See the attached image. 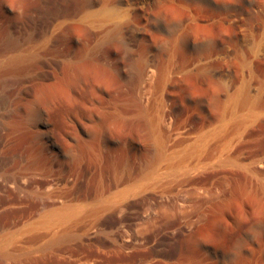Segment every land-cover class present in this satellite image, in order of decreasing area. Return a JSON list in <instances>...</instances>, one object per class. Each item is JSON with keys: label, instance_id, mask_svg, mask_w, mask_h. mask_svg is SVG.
<instances>
[{"label": "rangeland", "instance_id": "1", "mask_svg": "<svg viewBox=\"0 0 264 264\" xmlns=\"http://www.w3.org/2000/svg\"><path fill=\"white\" fill-rule=\"evenodd\" d=\"M143 1L0 0V264H264V0Z\"/></svg>", "mask_w": 264, "mask_h": 264}, {"label": "bare ground", "instance_id": "2", "mask_svg": "<svg viewBox=\"0 0 264 264\" xmlns=\"http://www.w3.org/2000/svg\"><path fill=\"white\" fill-rule=\"evenodd\" d=\"M194 1L199 2L200 0H194ZM73 2L75 3V6L73 7V9H74L73 11L59 12L60 13L59 16L61 17V19L59 20V23L60 24H63V23H66L68 21H70V22H72V21H76V22H87L89 20H92V23L95 24L97 28L101 29V31H102V38L103 39L118 38V37H120V35H122L124 33H127L128 32V29H129L128 27L132 23L131 21H134L135 19L139 20V18L142 16V13H143V5H144V1L143 0H121V3L125 5L124 7L118 6L116 4L110 5V6H107L106 4H104L100 9H98L96 11H89L87 9V7H86V4L83 2V0H73ZM77 3H79V4H77ZM176 4L178 6H180L181 8H185L186 7L180 0H178ZM257 11L261 13V10L260 9H258ZM191 16H192V18L197 23H200L201 24L200 26L207 28V30H208V37H210V39H213L214 38V28L217 26V21H218L217 18L214 17V16H212V15H210V14L206 15L203 18V17H201L200 14H198V12L192 13ZM232 20H233V22L230 25L231 28H232V30H239L240 29V26L242 24H238L235 17ZM262 22L264 23V14L263 13H262ZM263 27H264V25H263ZM141 30H143V28L141 26H138V27L134 28L133 31H135L136 33H139ZM131 31L132 30H130V32ZM131 39L133 40V38H130V41H131ZM123 44H127V42L124 41ZM262 73L264 74V71ZM237 90H239V91L245 90V91H244L243 98H238L237 93L234 94V97L231 100V108H232V110H234V112L236 113V107H234V106L235 105H238V104L241 106V109H244V108H247V107L252 108L253 107V100L250 99L251 97H248L247 92H246L247 90L243 86H240ZM262 93H264V77H262ZM253 110H255V109H253ZM256 114H259V113H256ZM263 118H264V107H262V119ZM225 122L222 121V123H224V124H225ZM227 124H229V123H227ZM225 127H227V125ZM206 140H208V139H206ZM228 142H229V140H228ZM220 153L223 154L224 151L223 152H220ZM218 158H219V156H218ZM261 165L264 166V154H263V152H262V164ZM156 167H157V165H156ZM171 167L172 166H170V168ZM156 171H157V169H156ZM20 186H21V184H20ZM117 201H118V199H117ZM63 206H65V205H63ZM73 212H72V209L70 211L69 209L65 210V209H61V207H60V210L59 209H56V210H53L52 212H50V214L48 216V219L46 218L42 222H44V223H50V224H55V223L57 224L59 222H62V221L67 220L70 216L73 217L72 216L73 215L72 214ZM57 229H59V228H57Z\"/></svg>", "mask_w": 264, "mask_h": 264}]
</instances>
